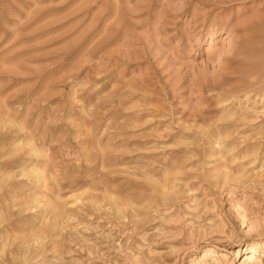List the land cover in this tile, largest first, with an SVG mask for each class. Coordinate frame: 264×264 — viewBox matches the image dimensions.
Masks as SVG:
<instances>
[{"label": "rangeland", "instance_id": "1", "mask_svg": "<svg viewBox=\"0 0 264 264\" xmlns=\"http://www.w3.org/2000/svg\"><path fill=\"white\" fill-rule=\"evenodd\" d=\"M227 5L0 0V264H264V0Z\"/></svg>", "mask_w": 264, "mask_h": 264}, {"label": "bare ground", "instance_id": "2", "mask_svg": "<svg viewBox=\"0 0 264 264\" xmlns=\"http://www.w3.org/2000/svg\"><path fill=\"white\" fill-rule=\"evenodd\" d=\"M211 1L215 5V7H213L208 13H206L204 21H205V23H207L209 21V19H208L209 18V15L211 17H213L212 18V23H210L209 31H210V34H214L217 31V29L213 25V23L215 22V19H217V18L222 19V21L225 23L224 29H228V26H230V24H232L231 18H226V17L224 18V17H222V14L224 12H228V10L230 9V7L227 4L228 3H231L232 1H236V0H211ZM237 1H239V0H237ZM185 12L186 11H183L182 13H185ZM227 14H229V13H227ZM204 21H203V23H204ZM229 31L230 32L233 31L232 27L230 28ZM227 36H230V35H227ZM234 53H236V52H234ZM243 211L245 212L246 209L243 210ZM248 214H246V212H245L246 217H247ZM242 217L243 218H241V219H244L245 218L244 216H242ZM242 221H244V220H242ZM263 244H264V241H263ZM260 247H263L262 243L260 245H258V246L256 245V243H252L251 245H249L247 247V249L249 248V252L250 253L247 254V256H246V259H245V261H247L246 263H249V264L256 263V261L258 260V257L256 256V253L258 251V248H260Z\"/></svg>", "mask_w": 264, "mask_h": 264}]
</instances>
